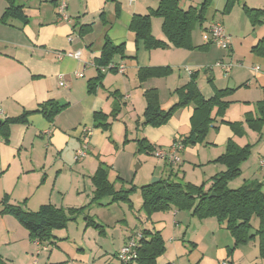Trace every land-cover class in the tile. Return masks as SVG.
Wrapping results in <instances>:
<instances>
[{"label": "crops", "instance_id": "1", "mask_svg": "<svg viewBox=\"0 0 264 264\" xmlns=\"http://www.w3.org/2000/svg\"><path fill=\"white\" fill-rule=\"evenodd\" d=\"M73 1H77L78 5L71 7L67 4L69 21L58 19V0H28L27 6L23 4L29 19L27 23L16 18L0 21V107L3 111L0 120L34 111L47 101L63 105L52 120L46 119L40 112L29 113L27 122L8 126L7 140L0 135V190L7 189L6 180L11 181L13 178L14 185L24 183L28 187L23 189L16 200L18 202L12 200L13 203H23L24 208L31 211H36L43 203L63 208L83 207L81 213L92 203H113L109 196L93 201L95 186L92 176L103 166L108 180L116 189L127 188L129 184L118 181L121 177L122 180L127 179L124 173L127 175L130 172L134 151L141 139H146V145L149 144L153 149H166L175 139L188 135L195 104L177 109L166 124L146 125L142 124L146 105L144 92L155 88L160 106L168 108L177 101L175 90L190 81L191 72L194 71H197L198 88L206 99L213 96L216 88L230 90L223 97L228 101L224 119L242 121L244 135L234 134L227 124L214 122L208 136L221 152L228 138L239 146L251 144L253 149L257 145V158L251 161L248 173L245 171L247 162L241 164L244 174L242 181L255 179L250 173L255 175V166L260 170V161L264 159V125L260 132L253 130L244 122V116L256 113V102L264 99V56L251 50L264 36V16L253 25L243 5L264 10L262 0H235L227 12H224L227 0H212L205 11V21L196 24L192 31V49L176 48L167 41L162 31H152L155 38L166 41L167 45L146 51L141 41L135 42L128 24L134 14H146L155 8L157 0ZM116 5L119 6L118 18H114L106 34L114 44H124L126 57L116 54L112 59L116 64H123L124 70L107 71L98 78L96 61L100 58L105 35L99 14L105 12L113 18ZM5 7L6 1L0 0V17ZM218 12L221 13L220 18H216ZM217 20L222 22L226 34L230 36L228 49H222L202 38L204 29L210 22ZM60 51H80V57L58 58ZM134 55L136 58H131ZM219 61L228 64L229 69L216 65ZM143 67H161V71L166 69V73L140 80L138 71ZM95 112L109 115L108 127L93 126ZM112 113H115V118H112ZM82 127L91 129L88 150L86 156L75 160V151L82 141ZM182 152V155L185 152L197 153L198 148L185 146ZM214 165L219 171L224 169L219 163ZM115 171L118 172L119 180L112 179ZM260 179L263 189L264 177ZM7 194L12 196V193ZM128 205L136 218L141 216V206L135 208ZM87 217L90 216L85 213L84 218ZM177 219L173 217L170 242L177 241L183 231ZM209 220L213 234L224 237L216 244L213 254L206 249L193 258V250H187L181 244L182 250L176 254V258L166 259L164 252L156 258L157 264H180L184 256L189 264H206L205 257L211 260V264H221L222 261L228 264H264L257 239L234 247L232 237L219 231L224 227L213 217H209ZM158 224L162 225L159 230H163L167 221ZM87 225H90L88 220ZM53 234L54 238L50 241L32 243L35 247L49 242L57 245L55 240L70 238L69 232L65 233L64 229L53 230ZM56 247L57 252L65 253L63 247ZM232 247L233 250L229 252ZM92 250L90 246H80L72 257L67 251V259L63 260L64 256L54 253L49 247L46 250L48 254L43 257V264H51L50 261L54 259L70 264H96ZM38 259L35 258L32 264H37ZM26 261L30 264V259ZM10 264H14V260L11 259Z\"/></svg>", "mask_w": 264, "mask_h": 264}, {"label": "trees", "instance_id": "2", "mask_svg": "<svg viewBox=\"0 0 264 264\" xmlns=\"http://www.w3.org/2000/svg\"><path fill=\"white\" fill-rule=\"evenodd\" d=\"M5 1L6 7L0 21L6 22L9 18H16L22 23L28 22L29 19L23 10V4H20L17 0ZM234 2L235 0H227L224 12L229 11ZM209 4V0H203L197 6L183 7L180 0H157V6L151 8L148 13L134 14L130 19L128 29L133 32L135 42L142 41L145 49L164 48L167 45L166 41L155 38L151 32V16H159L162 20L161 29L167 41L176 48L192 49L194 47L191 40L192 31L196 24H202L205 21V11ZM243 9L253 25L258 23L261 17L264 16V10L261 8H251L243 5ZM114 12L113 18L107 16L105 12L99 14L105 35L100 58L96 61L99 71L98 78L103 76L99 67L108 65L109 62L113 61L114 55L120 54L122 57H126L124 44H114L106 34L114 18H118V5L114 7ZM251 50L257 55L264 56V36L252 46ZM135 57L134 55L131 58ZM165 73L166 69L161 71V67H143L139 69L138 77L143 80L152 75ZM196 76L197 71L191 72L190 81L175 90L177 101L165 109L160 106L158 92L155 88L145 90L146 105L142 124L152 126L166 124L177 109L193 103L196 110L191 118V128L188 135L181 139L184 147L201 142L214 122L229 124L234 134L243 133L242 121L229 122L222 118L219 121L217 119L222 117L228 105V101L224 100L223 97L230 90L216 88L213 96L206 99L198 88ZM62 108L63 105L56 101H47L39 105L34 111H26L22 115L0 120V135L4 140H7L8 126L13 123L27 122V114L29 113L40 112L46 119L52 120ZM115 113H112V118L116 117ZM108 116L101 112H95L93 126L108 127ZM244 122L249 128L258 132L261 131L264 125V99L256 102V113L253 115L247 113L244 116ZM139 143L140 150L153 151L149 144L146 145V139H141ZM251 150V144L239 146L233 139L228 138L224 151L213 160L215 163L223 165L224 169L199 186L183 183L180 178L173 179L171 173L165 178H160L157 182L141 185L139 187L142 200L141 211H143L145 219L152 212L166 210L171 206L191 208L193 214L199 218L216 217L220 225L227 229L234 238V247L249 240L257 239L259 253L264 258L263 182L246 180L238 188L227 187L228 180L240 175V166L250 156ZM92 181L95 186L93 201H97L104 196L111 197V202L131 201L130 196L134 186L129 185L127 188L116 189L114 184L108 180L106 169L103 166H100L94 173ZM206 184L209 185L206 187ZM3 201L5 207L2 212L15 216L22 226L27 229L31 240L42 243L52 240L54 229L65 227L67 221L75 219L83 210V207L63 208L51 203H43L36 211H31L25 209L21 204L7 203L6 198ZM137 218L140 220L141 216L138 215ZM253 218L258 219L256 228L251 224ZM87 220L89 224H95L92 218L87 217ZM141 235L138 241V255L133 262L137 264H157L156 258L165 252V245L160 232L145 228L141 231ZM234 247L230 248L229 252ZM0 264L8 263L0 258Z\"/></svg>", "mask_w": 264, "mask_h": 264}, {"label": "rangeland", "instance_id": "3", "mask_svg": "<svg viewBox=\"0 0 264 264\" xmlns=\"http://www.w3.org/2000/svg\"><path fill=\"white\" fill-rule=\"evenodd\" d=\"M196 1L199 0H180V3L181 5H185L184 7L189 6V4L197 6V4L199 5L203 0H200L199 2ZM17 2L22 3L25 6L29 4L27 3L28 0H17ZM240 2H244V0H240ZM263 2L264 1L262 0V3ZM66 3L71 7L78 5V2L73 0H66ZM209 3H212V0H209ZM220 15L221 13L218 12L216 18H220ZM150 21L151 32L162 31L161 18L159 16H151ZM262 28L264 29V23ZM143 49L145 48L143 47ZM146 50L147 49H145V51ZM221 118H225L224 113L222 117L217 118L218 121ZM227 125L229 126V124ZM211 127L207 130L201 142L189 145L192 147L197 146L198 152H185L183 155V152H181V162L178 164H165L163 161L156 158L152 154V152L140 150V146L136 147L134 151L135 156L134 160L132 161V167L131 169L129 168L130 172L127 173V175L126 172L124 173L125 176H127V179L122 180L121 177L119 178L120 181H118L122 184H129L134 186V190L130 196L131 201H118L110 204H105L103 202L98 204L92 203L91 205H89V208L84 211V213L78 214L76 216V219L67 221L65 227L54 229H64L65 233L69 232L70 238L68 240H55L57 241V245L49 242L45 245L47 249L49 247L52 248L54 250V253L64 256L63 260H65L67 259V251L72 257L78 247L83 246V248H85V245H87L93 249V261L97 262L96 264H123L118 258L117 252L119 251L121 246L125 244L129 236H135L136 232H141L143 229L148 228V226L153 230H159L162 225H157V223H161L166 220L167 226L163 230H159L165 245L166 259L176 258V254H178L182 250V248L180 247L181 244H183L187 248V250H193V258H197L201 254L202 250L206 249H209L210 253L213 254V249L215 248L216 244H219L220 241L224 239V237L213 234V230L209 224V221H211L209 220V217L199 218L197 215L193 214L191 208H177L171 206V208L166 210H156L152 212L147 219H145L143 211H140L141 219L139 220L135 217V213L133 212V210L128 207V204L135 208L141 206L142 202L139 187L142 184L151 183L154 178H165L171 173L173 179L180 178L183 183H191L193 185L199 186L201 183L208 180L211 176L220 172L219 169H217V167L214 165L215 162L213 160L224 150L221 152V150L218 149V146L213 144V140L209 139L208 134L210 130H213V128ZM236 135L243 136L244 134L237 133ZM257 147V145L253 147L251 152L252 155L250 154L247 160L243 162H247L246 166H248V168L245 170L246 173L250 171V167L252 166L251 161H255L254 159L257 158ZM254 172H256V174L254 175L250 173V176L255 179L248 180H256L260 178L263 179V171L261 169L259 170L257 166H255ZM243 175L244 174L241 169V173L238 177H234L227 181V187L238 188L239 186H241L243 184ZM112 179H118L117 171L114 172ZM14 180L15 179L13 178L11 181L6 180L5 182V188L7 189L4 190L9 191H4L3 189L0 190V258L9 264L11 259L14 260V264H23V262L27 264L26 259L28 258L30 259V264H32L33 260L39 257V262H37V264H43V257L48 254L49 250L44 251L40 246L35 247V245H33L32 243L31 238L29 237L27 229L22 226L17 218L12 214L2 212L5 207V203L3 201L4 198L7 199V203L21 204L13 203V201L18 202L16 200L22 194L23 189H28V187L24 183L14 185ZM259 182H262L261 179ZM262 190L264 192V187ZM7 193H12V196L10 197ZM21 205L25 207L23 203ZM85 213H87L95 221V224L86 226L87 219L84 218ZM173 217H178V222H180L181 226H183V231L181 233V236L183 237L182 240L180 236L177 241L170 242L169 236L173 235V230L171 229ZM123 218H125V221L123 220ZM213 218L216 219V217ZM251 224L254 228H256L258 219L253 218L251 220ZM85 229L87 230L85 231ZM224 229L219 231L227 233L229 237H232L230 232L227 229ZM232 239L234 240L233 237ZM56 246L63 247L65 253L57 252L58 250ZM36 249H40L41 252L39 254H36L34 252ZM85 250L89 253V250ZM116 253L117 256L115 255ZM206 258L207 257H205L204 260L205 263L211 264V260H206ZM54 260L50 261L51 264H70L67 261L58 262ZM71 264L73 263L71 262ZM180 264H189L187 262L186 256H184V259L181 260Z\"/></svg>", "mask_w": 264, "mask_h": 264}, {"label": "built area", "instance_id": "4", "mask_svg": "<svg viewBox=\"0 0 264 264\" xmlns=\"http://www.w3.org/2000/svg\"><path fill=\"white\" fill-rule=\"evenodd\" d=\"M132 1V0H130ZM57 17L60 21H69L70 17L67 14V3L66 0H58L57 3ZM202 38L206 42H211L222 49H228L230 47V36H228L225 32L224 25L220 21H212L205 28V31L202 34ZM62 56H68L78 59L80 57V51H60L58 53V58ZM216 65L221 66L225 70L229 69L228 64H223L222 62H216ZM99 70L102 73H105L109 70H116L117 72H123L124 65L111 61L106 66L99 67ZM63 84V83H61ZM3 115V111L0 107V116ZM91 134V129L88 127H82V141L80 147L75 151L74 159L79 160L82 157L86 156L88 150V137ZM184 145L181 139H175L172 144L166 148L156 147L153 149L152 154L170 165L178 164L181 162L180 153L183 151ZM260 166L262 171L264 172V159L260 161ZM141 232H136L135 236H129L128 240L121 246L118 251V258L123 264H130L137 258V248L138 241L141 237ZM38 244L42 242L36 241ZM42 250H47L45 245H39ZM41 252L40 249H36V254ZM221 264H228L226 261H222Z\"/></svg>", "mask_w": 264, "mask_h": 264}, {"label": "water", "instance_id": "5", "mask_svg": "<svg viewBox=\"0 0 264 264\" xmlns=\"http://www.w3.org/2000/svg\"><path fill=\"white\" fill-rule=\"evenodd\" d=\"M158 180H159V178H154L151 183H154V182H156ZM211 194H213V193H211Z\"/></svg>", "mask_w": 264, "mask_h": 264}]
</instances>
